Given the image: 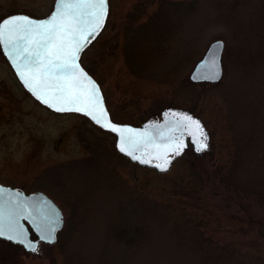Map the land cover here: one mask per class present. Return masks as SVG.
<instances>
[{
    "label": "rangeland",
    "instance_id": "obj_1",
    "mask_svg": "<svg viewBox=\"0 0 264 264\" xmlns=\"http://www.w3.org/2000/svg\"><path fill=\"white\" fill-rule=\"evenodd\" d=\"M219 1L232 0H108L105 27L90 45L86 62L100 78L113 121L140 125L160 119L165 109H171L201 122L207 149L197 151L189 142L165 171L131 162L117 151L115 135L83 114L54 113L44 107L24 90L0 49V183L26 193L42 191L58 203L70 248L98 254L113 210L130 200L135 209L146 207L162 215L161 205L182 208L220 243L264 250L255 227L264 219V208L252 194L233 188L238 183L260 186L264 182V63H253L245 56L250 61L242 64L238 53L253 52L256 45L246 46V40L231 44V62L225 63L231 41L212 19ZM234 1L244 9L245 23L258 16L263 2ZM190 2L195 9L186 17L180 4ZM53 3L0 0V22L16 12L41 18ZM139 6L145 11L133 27L164 8L168 20L159 25V33L166 28L171 33L155 47V65L135 75L126 64L123 31ZM181 17L187 20L179 24ZM216 39L225 40L220 81L191 82L193 65ZM155 199L160 206L152 208ZM146 219L148 242L131 264H191L168 224L150 216ZM55 243H40L36 251L26 252L0 239V264H62ZM114 248L111 243L107 246Z\"/></svg>",
    "mask_w": 264,
    "mask_h": 264
},
{
    "label": "snow or ice",
    "instance_id": "obj_2",
    "mask_svg": "<svg viewBox=\"0 0 264 264\" xmlns=\"http://www.w3.org/2000/svg\"><path fill=\"white\" fill-rule=\"evenodd\" d=\"M107 15L108 0H58L55 11L43 21L15 16L0 23V44H3L26 87L38 100L57 112H78L89 116L96 124L119 134L121 152L144 164H151L153 159L161 160L162 163L156 167L165 171L170 163L169 153L179 155L184 146L182 141L172 138L170 143L161 147L155 144L147 131L138 132L112 124L107 120L98 86L78 63L79 54L90 42L89 38L99 34ZM217 55L214 49L210 50L209 59L200 67L211 75L202 78L218 77ZM178 128L195 129L200 133L196 139V150L207 149V135L198 120L188 115L179 116L176 127L171 131ZM164 138L161 133V139ZM149 144L155 149L154 153L144 151ZM137 152H142L147 158H142ZM37 213L40 222L33 220L36 230L41 239L51 242L59 217L45 215L40 208ZM19 219L17 215L8 221L14 225L10 230L15 234L6 235L4 203L0 200V237L24 243L25 233L20 229ZM27 247L35 251L30 243Z\"/></svg>",
    "mask_w": 264,
    "mask_h": 264
},
{
    "label": "trees",
    "instance_id": "obj_3",
    "mask_svg": "<svg viewBox=\"0 0 264 264\" xmlns=\"http://www.w3.org/2000/svg\"><path fill=\"white\" fill-rule=\"evenodd\" d=\"M180 5L185 11L184 15L186 17L191 16L194 12L195 8L192 2L187 3V5ZM163 9L150 14L147 22L133 27L134 23L138 21L139 16L143 15L145 11L139 6L135 10V13L130 15L128 22H126L128 26L123 31V50L126 56V64L135 75H142L143 71L145 72L148 68L155 65L152 56L157 53H155V47L161 40L165 41L169 38L168 35H170L171 29L165 27L168 31L161 29L159 33V25L168 20L166 17L167 13ZM214 9L216 10L214 18H212L214 23L224 30L231 41L226 50L227 52L224 53L225 63L231 62L229 60V57L232 56L231 44L239 43L241 45L239 41L243 40H246V46L250 44L256 45L253 52L244 51L238 53L240 60L241 56L243 57L242 64H245V61H247L244 60L245 56L253 63H264V0L260 6L258 16L256 18H248L246 23V19L243 16L244 9H242L237 1L216 2ZM181 19L187 20V18L181 17L179 18V24L182 23ZM244 26L248 27L249 31L242 32ZM91 44L83 51L80 61L82 66L86 68L88 73L100 85V78L95 74L93 67L86 62ZM252 54L256 55L255 59H251ZM221 181L226 182L227 180L221 177ZM234 185L233 188L237 191L252 194L264 208V182L261 181L260 186L253 183L244 186L240 183ZM147 201L146 199H142V202H145V204H147ZM157 203L158 201L155 199L150 206L157 208L160 206ZM135 208L137 207L130 200L118 203L111 214L110 222H108L99 247V252L93 256L90 253L83 252L80 248H70L68 246V237H66L68 234L65 231L67 226L65 225L66 227L64 226L58 233L59 235L55 243L59 248L60 254L63 255L62 264H131V262H134V257L141 253L143 244L148 242V232L150 230L146 218H149V216L153 220L162 219L160 222L168 224L170 235L172 234L178 245L186 248L187 254L192 259L191 264H264V250H258L255 244V246L253 245V250H249L235 246L234 244L224 245V243H220L210 234H205L200 227L202 223L186 215L182 208L173 209L170 208V204L168 206L161 205L160 208L164 209L165 215L146 207L143 210ZM255 227L256 234L258 235L257 240H264V219L260 220ZM33 236L35 237V235ZM110 243L115 247L113 250L107 249Z\"/></svg>",
    "mask_w": 264,
    "mask_h": 264
},
{
    "label": "water",
    "instance_id": "obj_4",
    "mask_svg": "<svg viewBox=\"0 0 264 264\" xmlns=\"http://www.w3.org/2000/svg\"><path fill=\"white\" fill-rule=\"evenodd\" d=\"M57 2H58V0H54L53 7H52L53 9H51V11L49 13H46V15L41 17V18H38V17L34 18V17L29 16L28 14L16 12V13L10 14L8 16L6 15L0 23H2L6 19H10V18L15 17V16H25V17H28L32 20L43 21L45 19L50 18V15L55 11ZM107 17H108V15H107ZM106 20H107V18L105 19V22H104L102 29L105 27ZM102 29L99 31V33L102 31ZM98 35H96L94 38L93 37L89 38L90 42L87 43V46L83 49V51L88 48L90 43H92L96 38H98ZM224 42H225V40L216 39V40H213V42L208 45L207 49L205 50V52L203 53L201 58L197 61L196 64L193 65V68L190 72L191 74L189 75V80L191 82L199 83V82L206 81L207 83H215V82L218 83L220 81V79L224 73L223 66H222V63H223L222 55L224 53V51H223L224 50ZM0 49L3 52L2 54L4 55L6 60L9 61L10 67L15 72L14 74L17 77L18 81H21L20 83H21L22 87L26 91H28L29 94H31L32 97L36 101L40 102V104H43V106H45L47 109L52 110L55 113H62V112L55 111L53 108H50L49 106L45 105L44 103H42L40 100H38L36 98V96L26 87V85L22 81L19 73L17 72L16 66L12 63L11 59L7 55V51L4 48L3 44H0ZM213 49L218 53L217 58H216L217 59L216 71L218 72V77L217 78L204 79V78H202L204 75L210 76L211 73L207 69H201L200 66L206 60L209 59L210 50H213ZM83 51L79 54L78 63L80 65V67L91 78V80H93L95 82V84L98 86L99 94H100V97L102 99L103 109L107 113V120L108 121H111V123L116 125L117 127L131 128L134 131H138V132L147 131L149 136L154 140L155 144L160 145L161 147L165 144L170 143L172 138H176L179 141H182V143L184 145L180 154L183 152V150L185 148H187V146H190L189 142L192 143L195 147H197L196 139L200 136V133L197 132L195 129L178 128L176 131H171V129L176 127V121H177V118L179 116L188 115V116H191L194 120H198L197 117H194L193 115L188 114L187 112L183 113V112H176V110L173 111L171 109H168V110L165 109V111H163V113L161 114L162 117L160 119L155 118V119L145 120L140 125H136V124L133 125V124H129L126 122L119 123V122H115V120L113 121V119L110 117V114L108 111L109 108H107V105L105 103V98H104V95L102 92V88H100V85L98 84V82L95 80V78L92 77V75L90 73H88L86 68H84L82 66V63L80 61V59H81L80 57H81V54L83 53ZM64 113H72V112H64ZM74 113H77L80 115L83 114V113H78V112H74ZM83 115L87 119H89L91 123H94L100 129H103V130L105 129L107 132L115 135V138H116L115 139V147H116V149H118L117 151L121 155H123L124 157L127 156V158H129L131 162H135V163L137 162L141 166H146V167L148 166V167L156 168L159 171H162L161 169L156 167V164L162 163L161 160L153 159L151 164H144V163H141L140 161L134 160L132 157L126 155L125 153H123L119 150V147H118L119 134L118 133L112 132L108 128H104L101 125L96 124L89 116H87L85 114H83ZM200 124H201V122H200ZM154 125H159L161 127L156 128V127H153ZM161 133H163L165 135L164 139H161ZM188 136H189V138H188ZM144 151L154 153L155 149L152 147L151 144H149L146 146ZM137 153H142V152H137ZM175 156H177V155H175L174 153H169L168 158L170 160V163H169L168 167L170 166L171 161L173 160V158H175ZM142 158H147V157L142 155ZM0 200H2L4 203V214L6 217V221H5L6 235H14L15 234L13 231L10 230V228L14 227V225L9 224L8 221L14 220L17 215L20 216V219H19L20 229H22L25 233L24 243H18V242H15L13 240H9L6 238V236L0 237L1 240H4V241L7 240L9 243H12L14 245L18 244L19 246H22L23 250L26 252L27 251L34 252L29 247H27V245L29 243L35 248V251L37 250L38 246H40L39 245L40 243H47V244L48 243L49 244L55 243V241L57 240V235H58L57 233L59 231H61V229L63 228V225L65 224L64 219H63L64 213H62V210L58 206V203H55L47 195V193H43L42 191H36V190H35V192L26 193L25 191H23L22 189H20L16 186L11 187V186L0 183ZM38 208L42 209L45 215H56L59 217V224L56 228V231L53 233V238H52L51 242H49L48 240L41 239L40 233L36 230V225L33 222V220L35 219V221L37 223L40 222V216L37 213ZM32 234L36 235V239L32 238L33 237Z\"/></svg>",
    "mask_w": 264,
    "mask_h": 264
},
{
    "label": "flooded vegetation",
    "instance_id": "obj_5",
    "mask_svg": "<svg viewBox=\"0 0 264 264\" xmlns=\"http://www.w3.org/2000/svg\"><path fill=\"white\" fill-rule=\"evenodd\" d=\"M15 75V74H14ZM139 154H142V153H139Z\"/></svg>",
    "mask_w": 264,
    "mask_h": 264
}]
</instances>
